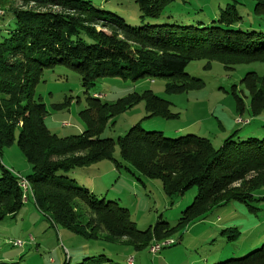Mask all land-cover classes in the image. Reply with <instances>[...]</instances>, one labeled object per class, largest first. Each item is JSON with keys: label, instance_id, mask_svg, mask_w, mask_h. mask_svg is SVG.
<instances>
[{"label": "trees", "instance_id": "trees-1", "mask_svg": "<svg viewBox=\"0 0 264 264\" xmlns=\"http://www.w3.org/2000/svg\"><path fill=\"white\" fill-rule=\"evenodd\" d=\"M11 1L23 7L9 8ZM109 1L0 0V9L6 10L1 19H13L12 29L0 40V157L17 139L31 166L32 174L23 179L37 210L51 223L74 233L98 239L92 232L102 227L108 237L128 239L140 248L168 239L176 229L193 224L219 206L224 196H228L225 202L263 201L264 181L248 191L240 188L251 173L264 177V139L234 132L214 148L196 135L165 138L160 132L143 131L139 124L115 141L102 139L107 120L125 111L130 97L109 104L95 94L87 98L88 108L80 113L86 124L81 135L59 138L48 131L47 110L35 100V87L47 70L61 67L73 72L85 90L104 79L148 77L167 79V91L175 93L199 85L186 68L203 58L219 60L223 65L264 64V32L243 19L236 3L227 4L217 18L206 21L188 13L175 14L170 10L175 0H133L139 25L132 26L101 9L109 6ZM252 2L255 14L264 15V0ZM242 83L250 96L251 112L264 110V75L249 72ZM133 100L145 102L147 117H175L169 110L171 104L149 91ZM53 107L60 110L59 105ZM115 149L129 168L114 160ZM105 160L128 173L161 181L167 196H182L195 187L194 201L175 226L157 222L139 232L127 210L115 202L97 199L68 178L76 169ZM0 171L1 222L16 214L29 195L18 186L21 177L1 164ZM236 183L239 186L233 187ZM80 264L110 263L86 258ZM216 264H264V244L244 257Z\"/></svg>", "mask_w": 264, "mask_h": 264}, {"label": "rangeland", "instance_id": "rangeland-1", "mask_svg": "<svg viewBox=\"0 0 264 264\" xmlns=\"http://www.w3.org/2000/svg\"><path fill=\"white\" fill-rule=\"evenodd\" d=\"M233 3L237 4L240 15L247 23L259 26L258 29L264 32V15L255 14L252 0H175L170 10L175 14L188 13L193 18L201 17L209 21L217 18L227 4ZM107 5L101 9L116 14L128 25H139V12L133 0H110ZM8 7L18 9L23 6L11 1ZM3 11L6 12L5 9ZM12 27L11 17L0 18V40L7 37L6 33ZM186 72L199 85L195 88L189 86L181 92H168L167 79L148 77L137 80L104 79L85 90L77 75L57 67L43 72L41 82L35 87V100L47 110L46 128L59 138L78 136L84 132L86 124L80 113L88 108L87 98L95 94L109 104L130 97L127 109L107 120L100 134L102 139L115 141L137 124L143 131L160 132L165 138L196 135L207 139L214 148H218L234 132L246 138L264 139V110L256 114L251 112L250 96L242 83L249 72L262 77L264 64L241 62L223 65L219 60L203 58L191 62ZM148 91L171 104L169 110L175 117H147L145 102L135 103L133 98L136 95L141 97ZM56 105L60 106V110L54 109ZM65 123L69 127H63ZM16 141L4 148L0 164L14 175L26 178L32 174L31 166ZM113 158L129 168L121 162L118 149H115ZM68 178L76 186L94 193L97 199L115 202L127 210L130 221L139 232L146 231L157 222L175 226L197 192L194 187L182 196H167L161 181L149 180L135 172L128 173L107 160L76 169L68 174ZM263 178V174H249L246 185L240 190L248 191L253 186H261ZM238 186L239 183L233 185ZM259 193L262 194V190ZM227 197H222L219 206L193 224L176 229L168 239L152 241L151 244L167 240L175 243L151 255V244L135 248L128 239L108 237L102 227H99L101 231L95 227L92 233L98 239H92L51 223L37 210L30 194L16 214L0 222V263L80 264L86 258H101L103 263L110 264H130L128 259L132 260V264H216L241 258L264 244V200L245 204L232 200L225 202Z\"/></svg>", "mask_w": 264, "mask_h": 264}, {"label": "bare ground", "instance_id": "bare-ground-1", "mask_svg": "<svg viewBox=\"0 0 264 264\" xmlns=\"http://www.w3.org/2000/svg\"><path fill=\"white\" fill-rule=\"evenodd\" d=\"M4 16V11L0 10V18ZM18 186L19 188L23 191V193L28 194L29 193V185L28 182L24 179V182L22 181V179H19L18 181ZM24 201H26V199L24 198ZM168 243H174L173 240H167L164 243L161 244H168ZM154 246L155 244H153L152 246H150V252L154 251ZM128 263H132L130 260H128Z\"/></svg>", "mask_w": 264, "mask_h": 264}, {"label": "built area", "instance_id": "built-area-1", "mask_svg": "<svg viewBox=\"0 0 264 264\" xmlns=\"http://www.w3.org/2000/svg\"><path fill=\"white\" fill-rule=\"evenodd\" d=\"M63 127H69V124L65 123V124H62ZM22 179V181L24 182V179L23 178H20ZM175 243V242H174ZM174 243H168V244H155L154 246V251L153 252H150L151 255H154L156 253H158L162 248L164 247H170L172 246ZM18 243H14V245H17ZM130 261H132L131 259H129Z\"/></svg>", "mask_w": 264, "mask_h": 264}]
</instances>
